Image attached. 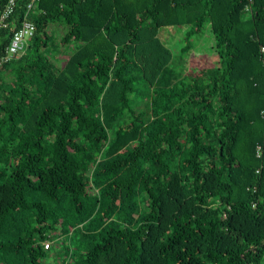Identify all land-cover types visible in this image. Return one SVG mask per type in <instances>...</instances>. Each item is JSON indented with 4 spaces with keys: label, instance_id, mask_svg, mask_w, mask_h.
I'll return each mask as SVG.
<instances>
[{
    "label": "trees",
    "instance_id": "1",
    "mask_svg": "<svg viewBox=\"0 0 264 264\" xmlns=\"http://www.w3.org/2000/svg\"><path fill=\"white\" fill-rule=\"evenodd\" d=\"M31 17L0 66V264H44L47 230L76 242L58 264H264V0H35ZM166 26L185 27V83Z\"/></svg>",
    "mask_w": 264,
    "mask_h": 264
},
{
    "label": "rangeland",
    "instance_id": "2",
    "mask_svg": "<svg viewBox=\"0 0 264 264\" xmlns=\"http://www.w3.org/2000/svg\"><path fill=\"white\" fill-rule=\"evenodd\" d=\"M55 35L57 39H59V36L62 33V26L60 23L55 24ZM162 30L168 31L164 38L167 40V43L170 45L172 52H173V59L175 60L176 64V72L180 73L181 78L178 80V82L185 83V81H189V72L183 67L184 66V58L185 55L188 56V52L182 51L179 53L180 49L183 47L185 43L184 39V31L185 27L182 26H166ZM163 33V32H162ZM197 35V34H196ZM194 35L191 37V42L194 44L193 51L190 52L191 57H193L191 61V66H194L193 70H191V73H194L195 75H198L199 77H202V74L206 71L208 66H213V60L210 58L211 55L206 53L208 51V48L212 45V34L209 30L208 26H205L199 33V35ZM60 40V39H59ZM58 40V41H59ZM188 42V41H187ZM64 49V48H63ZM65 51L67 52V49L65 48ZM59 55V58H64L65 54L62 52ZM59 59V60H60ZM196 59V60H195ZM185 69V70H184ZM186 73V74H185ZM193 74V75H194ZM178 85V84H177ZM179 84L178 86H180ZM164 106H168L169 101L166 99L164 101ZM48 231L49 238L52 240V245H49V249L47 250V253L42 257V262L44 264H58V255L59 248H62V245L67 241L68 245L71 246V250L75 249L76 242L75 240L70 241L69 238L67 240H64L63 237H60L55 241L57 236L51 235V231ZM58 242V243H56ZM77 250H74L76 252ZM61 259V258H60Z\"/></svg>",
    "mask_w": 264,
    "mask_h": 264
},
{
    "label": "built area",
    "instance_id": "3",
    "mask_svg": "<svg viewBox=\"0 0 264 264\" xmlns=\"http://www.w3.org/2000/svg\"><path fill=\"white\" fill-rule=\"evenodd\" d=\"M18 3L19 0H6L0 9V31L12 28L3 53L0 54V66L19 56L27 48L34 34L35 23L31 15L35 9V0H26L23 11L16 13ZM249 7V3H247L245 9L248 11ZM262 113L264 114V110ZM255 147L257 154L263 151L262 142H258ZM43 244L45 247H49L50 240L44 239Z\"/></svg>",
    "mask_w": 264,
    "mask_h": 264
}]
</instances>
